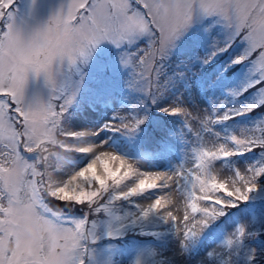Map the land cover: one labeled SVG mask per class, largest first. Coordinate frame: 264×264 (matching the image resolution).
<instances>
[{"label": "snow or ice", "instance_id": "6c2138e0", "mask_svg": "<svg viewBox=\"0 0 264 264\" xmlns=\"http://www.w3.org/2000/svg\"><path fill=\"white\" fill-rule=\"evenodd\" d=\"M36 3L22 10L21 0H0V264H87L100 221L110 240L129 231L150 237L147 264H241V256L255 264L264 249L249 242L264 229V209L252 220L247 212L228 218L258 189L264 195V0H62L43 21L34 18ZM104 42L130 70L136 96L122 102L125 115L116 110L103 124L77 127L92 96L85 78ZM178 53L183 66L170 76ZM236 71L238 80L223 87ZM33 81L42 92H30ZM193 92L203 93V108ZM149 103L184 116L181 128L157 125L158 134L136 139ZM108 133L128 137L127 150ZM205 136L211 146L199 144L194 158L185 152L175 166L154 170ZM174 197L182 219L171 210ZM77 206L100 218L75 216ZM28 222L44 225L47 238L26 237ZM5 239L15 246L4 247Z\"/></svg>", "mask_w": 264, "mask_h": 264}, {"label": "rangeland", "instance_id": "374dc122", "mask_svg": "<svg viewBox=\"0 0 264 264\" xmlns=\"http://www.w3.org/2000/svg\"><path fill=\"white\" fill-rule=\"evenodd\" d=\"M22 3V10L24 8L27 7L28 4V0H21ZM62 3V0H37L36 6H35V10H34V18L37 21H43L46 20L52 13L53 11H55L56 9L59 8L60 4ZM118 50L113 47L110 43L108 42H104L102 43L97 52L94 54V59L90 64V67L88 69V74L86 76V85L84 87V92L85 94H88L89 92H93L95 90H98V88H100L99 83L94 82V80H96V78H101L102 77V81L105 83V85H111L112 83V75L111 74H103V70L105 68H108L109 70H112L113 73L115 74H119L123 71V67L119 64V60H118ZM179 57H177V67L176 69H174V71L178 70L179 67H182V54L178 53ZM223 59H227L226 57H223ZM172 63L174 62L171 61ZM226 62V61H225ZM169 66V65H168ZM182 70V68H181ZM219 71V70H218ZM217 71V72H218ZM191 73L192 74H199V69L198 67H191ZM213 73V72H212ZM172 73H169V75L171 76ZM145 75H147V73H145ZM228 76L229 81H226L225 86L223 87H227V86H231L233 85L238 78L240 77V71H236L234 73H228L226 74ZM29 90L31 93L36 94V93H40L43 91V86L41 83H38L36 81H33L30 86H29ZM181 92L184 91V89L180 90ZM180 93H176V95L178 96ZM190 99L193 100V102L195 104H199L201 108H203L204 106V102H203V93H201L200 98H196V93L193 92L192 96L189 97ZM165 99H168L167 96H165ZM175 97H173V101H174ZM93 98L90 99L89 101V108L87 111H81L80 114L77 116V118L75 119V126L80 127V126H87V127H95L98 126L100 124H103L104 121L110 119L113 115V112L117 110V114L120 115H125V113L120 110L122 107V102L126 101V100H130L127 98V96L125 95H119L116 97L112 98V101H110L108 104H103V103H98L97 104H93L92 103ZM156 111L161 112L159 110V107L156 106ZM163 113V112H162ZM165 114V113H164ZM193 115H195V113H193ZM186 118L184 116H181L179 118L177 117H173V121H174V125L172 129L175 130H179L181 128V123L182 120H185ZM188 122H191V118L188 119ZM195 127V126H193ZM164 131H167L164 129ZM103 135V133H102ZM119 135V133H108L109 137H112L115 140V144L116 146H118L116 138ZM61 138V137H60ZM128 138V137H127ZM61 141H64L65 138L62 137L60 139ZM69 147H72L73 144L71 141H67ZM186 143H189L190 147L185 149L183 147H179L177 151L173 152V156L175 158L173 159H168L165 158L163 160H159V161H155L154 162V170H159V171H165L167 169V167L169 165L175 166L176 163H178L180 157H183V154L185 152L189 153L188 157H183V158H188V159H192L194 158L191 154L195 152V150L197 149L198 145L203 143L206 146H211L210 140L207 136L204 137V139L202 141H195L194 139H189L186 141ZM119 147V146H118ZM59 155H61L60 153H58ZM62 156V155H61ZM248 159H251V157H248ZM55 162V161H54ZM60 165H58L59 167ZM217 172H219L220 170L217 169ZM223 175H227V173H222ZM253 197H255V199L259 200L258 203L254 204V205H244L243 207H240V211L239 212H234L232 213L231 216H229L228 220L229 222H231L234 218H238L241 213L247 212V215L249 217L250 220L255 219L257 214L264 209V195H261L260 190L258 189L257 192H254L252 194ZM176 199V203L174 205V207H172V211L174 213V215H176L178 218L182 219L183 217V213H184V205L182 203V201H180L178 198ZM151 201H141L142 204L146 205L147 203H150ZM102 230H98V234L100 235V240L93 245H90L89 247V254L87 256V264H134V262L139 259L141 260L142 264H147V261L149 259L148 255H147V249L149 247L148 244H144V246L142 247H136L135 249L131 248L128 252L126 251L125 253H119L118 254V259H113L110 255H111V251L108 248V246H104V244L102 243L104 240V235L107 232V225L103 224L102 226ZM258 231L260 232V235L258 236V238L255 241H250L249 244L251 247L253 248H260V249H264L262 248V246L260 245L261 240H264V229H259ZM263 232V233H261ZM104 234V235H102ZM127 237V236H125ZM259 240V241H257ZM108 253H107V252ZM110 254V255H108ZM241 264H243V256L239 257ZM258 260H256L255 264L257 263ZM259 264H264V257L262 259V261H260Z\"/></svg>", "mask_w": 264, "mask_h": 264}, {"label": "trees", "instance_id": "16d2710c", "mask_svg": "<svg viewBox=\"0 0 264 264\" xmlns=\"http://www.w3.org/2000/svg\"><path fill=\"white\" fill-rule=\"evenodd\" d=\"M178 55V54H177ZM179 57V56H177ZM177 58L174 59V62H170L169 66H168V71L169 73H172L174 71V69H176L177 64H176ZM225 59H223V57L216 61L213 65L208 66L207 71L209 73L212 72H217L218 70H220V67H222L223 63H225ZM103 74L107 75V74H111L112 75V83L111 85H105V83L102 81V77L101 78H96V80H94V82L99 83L100 88H98V90L93 91L91 94V98H93V100H97L99 95L102 94H107V95H111L112 98L119 96V95H125L127 96L128 99H132L134 102V97L136 96V93H134L131 89L128 88L127 86V82L130 79L131 76V72L128 69H123V71L119 74H115L113 73L112 70H109L108 68H105L103 70ZM226 81L229 80H225L222 82V86H225ZM230 82V81H229ZM98 102V100H97ZM156 105H152L149 103L148 106V116L149 119L145 122L144 128H145V133H141L139 134V137L136 139H140L142 138L143 140H147L148 139V135L146 134H158L161 129H158L156 126L157 125H161L163 126V131L165 130H169L173 128L174 125V121H173V117H170L162 112H158L156 111ZM63 136H61L62 138ZM59 137V139H61ZM117 144L120 148L122 149H126V145L129 143V138L121 136L120 133L116 138ZM53 152L55 153H60L62 156L64 155H68L71 156V153H64L63 149H58V148H53L52 149ZM52 203L56 206H59V204H61L62 202H57V201H52ZM244 203V202H242ZM241 203V204H242ZM73 212L76 214H80L82 215L83 213L85 215H89L87 212V208L83 207V206H77L75 209H73ZM83 212V213H82ZM100 217H98L95 213L90 214L89 215V221H91V219H99ZM106 223L103 221H100V223L98 224V230H102V225ZM104 235V234H102ZM127 236L125 239H115V240H110L107 235H104V238H106V240L104 241V246H108V248L112 253L110 255L113 259H118V254L119 253H125L126 251L128 252L131 248L135 249L136 247H142L144 246V243L141 242V239L147 237V236H141L139 233L136 232H132L129 231L126 235ZM122 236V237H124ZM262 246V248H264V240L262 241V243L260 244ZM131 251V250H130ZM107 252V251H106ZM108 253V252H107ZM264 257V252H261V254L257 257L258 260V264L260 263V261H262Z\"/></svg>", "mask_w": 264, "mask_h": 264}, {"label": "clouds", "instance_id": "9594fccd", "mask_svg": "<svg viewBox=\"0 0 264 264\" xmlns=\"http://www.w3.org/2000/svg\"><path fill=\"white\" fill-rule=\"evenodd\" d=\"M25 236H31L33 237L35 240H39V239H46L47 238V231L45 229V226L42 224H35L32 222H28L25 224V227L23 229ZM29 241L26 239L24 241H22V243L26 244ZM4 247L12 249L15 245L9 243V241L7 239H5L3 241Z\"/></svg>", "mask_w": 264, "mask_h": 264}]
</instances>
